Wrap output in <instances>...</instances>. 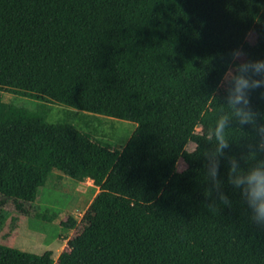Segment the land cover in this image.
I'll list each match as a JSON object with an SVG mask.
<instances>
[{
  "label": "trees",
  "instance_id": "16d2710c",
  "mask_svg": "<svg viewBox=\"0 0 264 264\" xmlns=\"http://www.w3.org/2000/svg\"><path fill=\"white\" fill-rule=\"evenodd\" d=\"M245 61H264V0H0V92L40 103L0 98V231L8 209L54 222L35 206L54 171L98 189L79 234L64 237L71 216L58 223L56 260L0 245V264H264V227L229 173L233 159L264 168V83L248 92L252 123L229 105ZM50 104L135 129L112 150L47 124Z\"/></svg>",
  "mask_w": 264,
  "mask_h": 264
},
{
  "label": "rangeland",
  "instance_id": "374dc122",
  "mask_svg": "<svg viewBox=\"0 0 264 264\" xmlns=\"http://www.w3.org/2000/svg\"><path fill=\"white\" fill-rule=\"evenodd\" d=\"M248 40L251 41L252 38L249 37ZM230 76L231 73L225 79ZM0 98L4 103L30 111L36 110L40 104L7 92H0ZM47 106L49 108L47 124L69 125L92 141L112 150H121L135 129V124L130 122L79 112L60 104ZM192 148L188 147L187 150L190 151ZM184 168V163L179 161L177 170L182 171ZM97 194L98 189L89 180L77 183L59 172H52L35 206L40 211L47 210L54 213V222L45 223L31 217L17 215L8 209L9 218L0 231V245L36 255L50 251L53 260H56L58 255L67 248L66 241L58 239V223L65 217L71 216L78 226L66 233L64 237L69 240L79 234L81 227L90 218V203ZM11 219H14L13 223Z\"/></svg>",
  "mask_w": 264,
  "mask_h": 264
},
{
  "label": "clouds",
  "instance_id": "9594fccd",
  "mask_svg": "<svg viewBox=\"0 0 264 264\" xmlns=\"http://www.w3.org/2000/svg\"><path fill=\"white\" fill-rule=\"evenodd\" d=\"M237 56H242V52H237ZM251 68L254 73L260 74L264 71V61L248 62L245 61L238 65L237 75L232 78V88L229 95V105L234 109L235 116L239 117V122L250 124L253 122L254 113L249 108L248 92L251 89L260 87L262 81L247 77L244 73ZM241 105V107H237ZM229 117L224 116L217 121L215 128V137L217 141L216 152L222 154L223 150L228 148V142L225 137V129L228 125ZM229 173L231 183L234 187L241 190L245 202L252 211V219L258 225L264 227V168L255 167L248 172L238 171L236 161L230 160ZM219 172L218 161L213 160L209 165L208 175L215 181ZM216 187H219L217 182ZM221 200L227 203V197L221 195Z\"/></svg>",
  "mask_w": 264,
  "mask_h": 264
}]
</instances>
